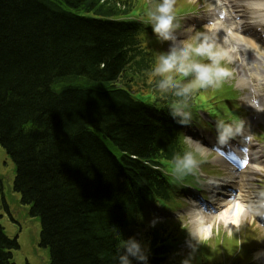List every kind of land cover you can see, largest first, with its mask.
<instances>
[{"label":"trees","instance_id":"1","mask_svg":"<svg viewBox=\"0 0 264 264\" xmlns=\"http://www.w3.org/2000/svg\"><path fill=\"white\" fill-rule=\"evenodd\" d=\"M122 4L0 0V146L15 168L13 190L41 225L49 264H119L130 238L158 264L181 239L170 225L135 238L138 199L165 198L176 186L165 189L171 180L153 171L170 172L189 152L173 108L193 119L210 101L200 102L199 88L176 95L191 75L160 87L162 44L140 22L118 21L134 6ZM17 248L0 226V264H13ZM182 264L223 262L198 249Z\"/></svg>","mask_w":264,"mask_h":264},{"label":"bare ground","instance_id":"2","mask_svg":"<svg viewBox=\"0 0 264 264\" xmlns=\"http://www.w3.org/2000/svg\"><path fill=\"white\" fill-rule=\"evenodd\" d=\"M223 6L222 10L227 9L229 16L225 15L224 22L227 24L226 34H230L227 38L237 45L236 52L242 58L240 53L243 47H248L252 50H256L257 46L264 44L260 42V39L264 41V0H217ZM221 8L219 10H214L208 20L204 19H193L186 27H191L193 23H207L210 24L207 28V33H210L215 43L220 47H224L225 43L222 39V32L218 29V24L215 23V18H221ZM225 36V37H226ZM260 37V38H258ZM220 38V41H219ZM229 47V45H228ZM227 47V49H228ZM233 57V62L238 64V59H235V53L230 50ZM229 53V54H230ZM239 88L243 89L244 83L238 84ZM257 87H252L250 90L255 92ZM256 98L257 105L256 110L261 109L264 106V96L254 95L251 97H246L242 99L241 102L245 107H253L251 100ZM264 113L261 112L258 120L261 121ZM250 123V121H249ZM246 139V138H245ZM205 140V139H204ZM204 144L208 145L210 148L215 149L219 153V157L213 158L212 161L215 164H219L224 170L228 172H238L241 177L246 182L245 186H242L241 182L238 184L234 183V186L228 187L225 185L220 188H229L230 194L226 196L222 201H220L217 208L209 211L207 208V214L203 213L201 217L198 216L196 208L194 210H189V217L191 220V230L192 233L195 231L198 234V238L205 239L209 238L211 235V226L213 224H221L227 228H238L241 223L245 221L246 218L258 219V216H264V208H261V200L257 195L249 198L245 189H251V183L255 181L256 177L264 171V160L263 157L259 156V151H256L255 145H246L244 143H239L233 146L234 153L239 154L244 160H239L232 151H228L225 147L220 146L217 139L206 138ZM245 149L246 152H239L236 150ZM239 152V153H238ZM231 159L232 164L226 163L225 160ZM232 188V189H231ZM197 221V222H194ZM254 260L260 264H264V247L257 249L254 253Z\"/></svg>","mask_w":264,"mask_h":264},{"label":"rangeland","instance_id":"3","mask_svg":"<svg viewBox=\"0 0 264 264\" xmlns=\"http://www.w3.org/2000/svg\"><path fill=\"white\" fill-rule=\"evenodd\" d=\"M185 1V3L187 5L192 4L195 0H183ZM207 0L202 1V4H206ZM148 5L151 6L152 4V0H147ZM156 2L155 4L152 6V10L155 9L156 6ZM210 9L212 8H208V10L206 11V14L209 13ZM148 9H145V13H148ZM186 11V8L184 10V12ZM185 22V21H184ZM207 25H205L203 31H206ZM188 30L184 29L181 25V28L178 30H174V35L179 37L181 34L186 33ZM198 34H194V36L191 37V39L189 41H185V42H192L195 37ZM185 42L180 41L177 44H167L165 50L166 53L169 52V50L173 47H179L180 45L184 44ZM200 62H202L203 60H205L204 58H199ZM231 72L233 70V65H228ZM225 84H234L235 89H238V84L235 81L234 77H230L228 79H226ZM224 86V85H223ZM214 87H207L208 90H213ZM225 87L223 89L222 86L216 87V91H222L223 94H225L228 98L232 97V96H228V92L229 90ZM239 90V89H238ZM248 94V92L246 90H244L243 92H240V96L239 99L237 100V102L242 105L241 103V99H245L246 95ZM248 96V95H247ZM198 98L200 99V102L202 104H204V106H206L207 101H208V95L206 90L202 91ZM235 100H231L230 101H234L232 102L233 104H235L236 98H234ZM217 102V108H226V107H230V105L227 104V102H222L219 103L218 100ZM243 106V105H242ZM208 107H211V105L208 104ZM250 111L246 112L245 115H242V125L241 127L238 129L237 132L234 131V134L232 135L233 140H235L236 142V135H239L240 133L242 134L244 132L245 128L244 127V123L245 121L248 119L249 115H250ZM198 125H203L205 126L206 124L201 121V123H197ZM186 126V125H185ZM201 127V126H200ZM199 128V130H201ZM195 128L193 127V125H191V127H182L183 132L186 133L190 130H194ZM250 129V127H249ZM197 129V131H194V134H201V131H199ZM210 131H206L205 132V137H210ZM248 132V131H247ZM238 133V134H237ZM248 134V133H247ZM235 135V136H234ZM187 138H191L189 136H187ZM195 140L193 141V145H189L188 143L187 146L193 150L194 149V145L198 144L197 142H199L198 139H196L197 137H194ZM256 139V137H255ZM258 140V139H257ZM186 142V141H185ZM229 145L234 144L235 142H231L228 141ZM253 142V141H252ZM260 142V141H259ZM253 144H256L258 146L261 147L260 144H257L256 142H253ZM202 149H203V155L199 154V158L198 159V166L197 167H203V168H209L210 170H212L213 174H208L207 172H205L207 178L210 179H218V178H214V177H218L221 175V173H218L215 168H219L222 169L219 165L214 164V162L212 161V158H217V156H213L210 153V149L203 146L202 144H199ZM13 179H14V167L12 162L10 161V159H8V157L6 156V154L4 153V151L0 148V180L2 181V190H0V208H1V225L2 227L5 229V233L7 234V236L10 239H14L16 238L18 243H19V249L16 251H13V261L14 264H48V255L46 250H43L41 248H39L38 246V242H39V233H40V224L38 222L37 219H33L31 218L27 211L28 208L24 207L21 205V203H19L20 197L17 193H14L12 191V184H13ZM240 181L243 183V179L241 176H239ZM257 181L252 182V190L251 192L248 194L250 197L254 196V194H260L261 192H263V183H264V171L261 172V174L256 178ZM245 183V182H244ZM184 199V198H183ZM3 202L5 203V207L3 205ZM213 204H219L218 200H215L214 202H212ZM6 209V210H5ZM186 209H183L182 212L186 213ZM181 214V213H179ZM183 215V214H182ZM175 217H178L177 215H175ZM182 221V219H181ZM251 223V220L249 218L246 219L245 222H243L240 226V228L238 230H232L230 228L227 227H223L221 225H216L214 228L217 231V236H219V238H217V241L215 242V244L212 242H208L210 244H208V246H210L213 249H217L218 247V240H224V247H225V252L227 254H229L231 252L230 250V241L226 238H224V236L227 235H231V237H237L240 239V243L243 245V254H248V252L250 253L255 246L257 245V247H263L264 246V228L261 226L260 223L256 222V226H253V228H250L249 225ZM189 225V220L188 219H184L182 222V225ZM253 225H255V222L253 223ZM190 226V225H189ZM256 227V228H255ZM255 229V230H254ZM192 233V232H191ZM223 234V235H221ZM213 239L214 236H216L215 234L212 235ZM256 237V241H255V245L252 244L253 240ZM197 241H202L198 238L192 237ZM212 240V239H211ZM193 246V242L191 243ZM203 247V246H201ZM256 247V248H257ZM204 248V247H203ZM207 249V248H205ZM256 250V249H255ZM253 250V253L254 251ZM245 254V255H246Z\"/></svg>","mask_w":264,"mask_h":264},{"label":"clouds","instance_id":"4","mask_svg":"<svg viewBox=\"0 0 264 264\" xmlns=\"http://www.w3.org/2000/svg\"><path fill=\"white\" fill-rule=\"evenodd\" d=\"M147 22L152 25L153 32L163 40H174V30L179 27L175 15V0H159L154 10L147 13ZM198 58H204L207 62H200ZM231 55L227 50L217 45L210 36H204L199 42H185L179 47L173 46L167 54L161 55L159 62L154 69L155 74L163 77L160 87H178L175 75L183 77L193 76V80L180 88L176 95H182L193 88L219 87L226 79L232 76L231 70L226 66L231 62ZM173 117H185L180 123H187V113H183L180 108L174 107ZM238 131V129H237ZM234 134L230 126L220 125V137L227 138ZM186 143L193 145L191 138H186ZM203 155V149L199 144L194 145L193 151L186 152L175 162V171L191 172L198 166V161L194 155ZM197 222V221H194ZM194 236L198 234L193 231ZM123 254L119 256V264H147V251L134 238L122 242Z\"/></svg>","mask_w":264,"mask_h":264}]
</instances>
